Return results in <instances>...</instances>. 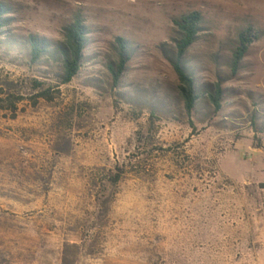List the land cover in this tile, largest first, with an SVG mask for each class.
I'll use <instances>...</instances> for the list:
<instances>
[{"label": "rangeland", "instance_id": "obj_1", "mask_svg": "<svg viewBox=\"0 0 264 264\" xmlns=\"http://www.w3.org/2000/svg\"><path fill=\"white\" fill-rule=\"evenodd\" d=\"M0 7V264H264V0ZM190 13L182 61L202 96L188 116L169 61ZM76 21L82 64L62 85L55 50ZM247 28L258 39L232 76ZM30 38L47 48L35 63Z\"/></svg>", "mask_w": 264, "mask_h": 264}, {"label": "trees", "instance_id": "obj_2", "mask_svg": "<svg viewBox=\"0 0 264 264\" xmlns=\"http://www.w3.org/2000/svg\"><path fill=\"white\" fill-rule=\"evenodd\" d=\"M2 8L0 7V28L2 26ZM201 17L198 13H190L182 16L173 22L178 30V40L176 41L175 55L170 59L171 68L177 79V92L182 101L185 113L192 114L197 101L201 98L197 93L194 78L184 66L182 58L187 50L194 43ZM64 44L56 47L55 53L61 58V84L66 85L77 75L82 64V55L85 46L84 28L76 21L63 30ZM257 36L252 29L247 28L237 37L236 47L232 54L230 72L235 76L240 63L244 59L248 49L257 41ZM118 61L114 68L109 71L112 76L113 84H117L124 72L128 61V51L126 44L121 39H116ZM30 62L35 63L42 56L47 48L44 42H39L35 38L29 39ZM209 102L214 107L215 112L220 109L222 89L220 84H216L210 93L206 94Z\"/></svg>", "mask_w": 264, "mask_h": 264}]
</instances>
